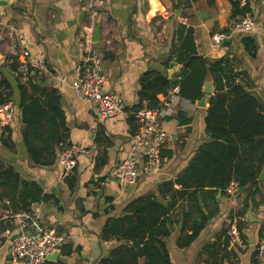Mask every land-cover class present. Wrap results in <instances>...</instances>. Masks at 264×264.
Segmentation results:
<instances>
[{
  "label": "crops",
  "instance_id": "crops-1",
  "mask_svg": "<svg viewBox=\"0 0 264 264\" xmlns=\"http://www.w3.org/2000/svg\"><path fill=\"white\" fill-rule=\"evenodd\" d=\"M247 1L252 11L246 15L256 20L255 29L249 34L254 36L257 47L251 51L242 42L248 34L237 36L219 48L211 43L213 32L233 28L244 16L237 13L230 0H109L97 20L100 36L95 40L96 26L94 47L103 60L106 89L121 94L124 101L123 110L107 119L100 118L96 103L79 98L71 85L83 68L84 30L90 25L82 0H13L3 8L0 52L6 59L0 65V82H5L0 91L11 94L16 111L11 122L0 127V171L12 166L22 180L37 183L54 197L50 202H35L30 209L33 217L56 228L66 238L58 259H48L47 264H100L119 244L115 238H103L107 221L134 214L135 208L149 197L164 206L172 203L169 212L160 219L171 218L169 227H173V232L162 240L173 264H211L208 260H217L218 264H264V257L254 258L253 247L259 243L264 226V168L257 186L246 190L250 194V208L240 217L244 222L240 234H245L248 240L242 237L247 249H241L232 240L228 242L223 234V229L237 226V208L245 196H240L239 191L236 196L226 191L219 192L214 199L208 198L213 215L207 227L191 245L178 244L182 235L192 233L191 224L198 215L186 196L164 190L170 181H174V189L181 190L182 185L176 179L209 140L205 118L210 103L200 106L199 100L193 102L179 92L170 94L172 115L160 120L169 137L162 152L163 166L155 172H142L135 184H121L115 174L119 162L133 149L138 131L134 133L133 124L138 120L131 121V109L139 103L146 74L156 70L171 80H180L182 65L176 50L180 36H188L189 28L194 29L201 56L231 60L240 73L239 81L264 102V0H242L241 5ZM25 50L31 56H44L49 73L32 70L23 80L11 66L19 63ZM208 81L215 92L211 75ZM168 95L160 94V101L163 103ZM51 96L58 97L59 111L51 107L56 103ZM23 97L27 103L38 99L45 111L42 122L36 124L38 129L27 142ZM180 112L190 120L188 123L179 119ZM33 115L40 122L36 111ZM59 139L63 140L61 144ZM74 144L86 146L91 155L78 156L75 170L65 174L59 154L64 146ZM144 160L139 157L141 166ZM4 191L0 186V194ZM13 205L10 196L0 199V264H23L14 262L9 255L12 238L18 233ZM189 210L191 217L185 222L184 214ZM32 230L28 224L26 231ZM207 244L215 246L203 252Z\"/></svg>",
  "mask_w": 264,
  "mask_h": 264
},
{
  "label": "trees",
  "instance_id": "trees-1",
  "mask_svg": "<svg viewBox=\"0 0 264 264\" xmlns=\"http://www.w3.org/2000/svg\"><path fill=\"white\" fill-rule=\"evenodd\" d=\"M230 1L238 14L245 16L252 11L248 1L244 5H241L242 0ZM188 33V36H180V44L176 50L178 62L182 65L180 80H171L156 70L148 72L141 85L139 103L131 109V121L136 122V112L144 108H160L162 102L159 95H168L175 87H179L181 97L196 102L204 96V86L210 75L212 76L215 93L205 118L210 138L176 179L182 185L181 190L174 189V181L167 182L169 186L164 190H173L175 195L186 196L192 202V211H196L198 215L191 224L192 233L180 237V247L191 245L200 236L213 215L208 208V198L214 199L219 192L225 194L232 182L238 185L239 195H245L243 204L237 208L236 213L239 216L237 226L241 233L244 222L240 217H244L250 208V194L246 190L251 191V187L257 186L264 168V102L239 81L240 73L235 70L231 60H210L201 56L195 44L194 29L189 28ZM242 42L250 51L257 47L251 34L244 36ZM252 53L255 54V51ZM11 68L18 72V63L14 62ZM4 83L0 82V87ZM50 99L56 102L51 107L57 110L58 97L51 96ZM11 100V94L6 95L0 91V104L9 103ZM21 106L27 142L33 131L38 129L36 124L42 122L45 111L38 99L27 103L23 97ZM35 111L41 118L40 122L33 115ZM178 117L181 121L186 119V123L190 121L181 112ZM137 124H133L134 133L138 130ZM62 142L59 139L58 143ZM29 149L32 151V148ZM38 161L39 158L35 157V162L39 163ZM0 186L5 189L0 194V199L10 196L16 212H30L33 203L50 202L54 198L46 194L37 183L22 180L12 166L0 171ZM241 187L245 188L244 192H240ZM6 192H9L8 195ZM171 206L172 203L164 206L158 199L149 197L135 208L134 214L110 218L104 227L103 238H115L119 244L112 249L109 256L101 259L100 264H173L166 243L162 240V237H168L173 232V227H169L171 218L165 216L160 219L161 215L169 212ZM190 217L191 210L185 212V222ZM229 230L230 227L223 229L228 242L231 241ZM241 235L248 241L245 234ZM263 238L264 226L260 230V241ZM259 243L253 246L254 258L258 255ZM214 246L207 244L202 250L208 252ZM208 263L218 264V261L208 260Z\"/></svg>",
  "mask_w": 264,
  "mask_h": 264
},
{
  "label": "built area",
  "instance_id": "built-area-1",
  "mask_svg": "<svg viewBox=\"0 0 264 264\" xmlns=\"http://www.w3.org/2000/svg\"><path fill=\"white\" fill-rule=\"evenodd\" d=\"M108 1L82 0L90 25L84 30V36H86L84 51L86 55L83 68L71 83L75 94L79 98L96 103L97 112L102 119L111 118L121 112L124 101L121 94L106 89L107 80L103 69V60L94 47L93 33L101 11ZM255 26V18L251 15H245L235 23L233 28L213 32L211 43L216 48L222 47L237 36L254 31ZM21 56L18 71L23 80L27 78L32 70L38 73H49V65L44 56H31L29 50H25ZM177 92H179L178 87L169 93L160 108H144L136 112L139 127L133 138V149L125 159L119 162L115 171L116 178L121 184H135L142 172H155L163 166L162 152L169 137L160 120L172 115L171 96ZM15 111L16 108L12 102L0 104V127H4L11 122ZM80 155L90 156L91 150L82 144L62 148L58 160L65 174H70L75 170ZM140 156L145 159L143 166L139 162ZM227 191L236 196L239 187L235 182H232ZM13 217L18 222L17 232L19 235L10 246L9 255L11 259L14 262H22L23 264H47L48 255L60 250L65 242V235L56 228L48 226L33 217L30 212H16ZM28 224L32 226V232L26 231ZM229 235L233 244L243 250L247 249L248 244L242 238L237 226H232ZM257 257H264V239L259 244Z\"/></svg>",
  "mask_w": 264,
  "mask_h": 264
},
{
  "label": "water",
  "instance_id": "water-1",
  "mask_svg": "<svg viewBox=\"0 0 264 264\" xmlns=\"http://www.w3.org/2000/svg\"><path fill=\"white\" fill-rule=\"evenodd\" d=\"M13 0H0V17L2 16L3 14V8L9 6L10 4H12ZM99 36H100V25L97 26L96 28V32H95V40H98L99 39ZM6 59V56L3 55L1 52H0V65L2 63H4ZM204 96L198 101V105L200 106H206L208 103L211 102V99H212V96L214 95V89L212 87V82L211 81H207L205 86H204ZM245 188L244 187H241L240 188V191H243ZM221 194V193H219ZM251 213H249L250 215ZM19 234L16 233L12 240H14ZM59 257V251L55 252V253H52V254H49L48 255V259L50 260H57Z\"/></svg>",
  "mask_w": 264,
  "mask_h": 264
}]
</instances>
